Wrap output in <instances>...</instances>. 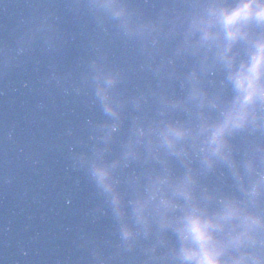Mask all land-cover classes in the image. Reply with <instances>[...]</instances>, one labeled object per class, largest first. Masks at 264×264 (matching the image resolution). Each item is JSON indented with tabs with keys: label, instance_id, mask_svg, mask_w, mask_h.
Here are the masks:
<instances>
[{
	"label": "clouds",
	"instance_id": "9594fccd",
	"mask_svg": "<svg viewBox=\"0 0 264 264\" xmlns=\"http://www.w3.org/2000/svg\"><path fill=\"white\" fill-rule=\"evenodd\" d=\"M75 7L137 58L125 67L93 46L77 76L51 73L100 116L69 146L95 189L94 211L112 221L92 241L91 264H264V0H169L153 13L141 0ZM57 19L40 17L0 48L5 65L38 37L54 50ZM132 73L146 81L130 91Z\"/></svg>",
	"mask_w": 264,
	"mask_h": 264
},
{
	"label": "water",
	"instance_id": "95a60500",
	"mask_svg": "<svg viewBox=\"0 0 264 264\" xmlns=\"http://www.w3.org/2000/svg\"><path fill=\"white\" fill-rule=\"evenodd\" d=\"M141 2L153 13L169 0ZM75 3L0 0V48H14L17 38L46 15L58 18L60 36L52 51L38 37L11 66L0 54V264H91L92 241L111 234V218L94 211L95 189L73 168L69 154L70 145L87 137L85 121L100 118L99 113L87 94L66 93V84L51 73L77 76L93 46L125 67L137 58L114 34L97 31ZM145 81L144 74L132 73L126 87L132 91ZM9 175L14 177L10 185L4 183ZM138 260L117 257L113 264Z\"/></svg>",
	"mask_w": 264,
	"mask_h": 264
}]
</instances>
